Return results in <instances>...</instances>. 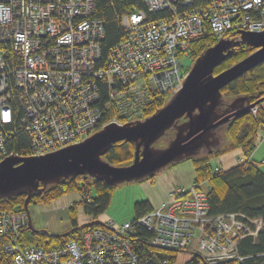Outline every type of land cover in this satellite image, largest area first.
<instances>
[{
	"label": "built area",
	"instance_id": "2783aa9c",
	"mask_svg": "<svg viewBox=\"0 0 264 264\" xmlns=\"http://www.w3.org/2000/svg\"><path fill=\"white\" fill-rule=\"evenodd\" d=\"M144 4L123 13L125 36L104 55L105 21L95 15L96 0H0V162L65 148L109 122L145 118L160 94L167 97L182 85V60L191 57L195 42L264 32V0ZM100 82L108 86L106 103ZM259 106L264 99L249 110L256 115ZM18 130L27 135V155L11 146ZM105 223L43 249L20 240L28 226L25 210L0 209V264L5 259L10 264H138L130 241L136 225L148 229L154 247L192 249L197 264L241 263L245 257L238 243L263 226L261 219L242 213L211 214L200 184L174 187L139 218L117 223L111 217Z\"/></svg>",
	"mask_w": 264,
	"mask_h": 264
},
{
	"label": "water",
	"instance_id": "95a60500",
	"mask_svg": "<svg viewBox=\"0 0 264 264\" xmlns=\"http://www.w3.org/2000/svg\"><path fill=\"white\" fill-rule=\"evenodd\" d=\"M239 37H223L202 51L184 74L180 88L149 116L123 124L109 122L86 139L54 152L2 159L0 199L25 194L27 227L46 237H68L95 225L107 227L100 218L58 233L35 228L29 204L35 193L41 194L48 186L66 179L84 176L107 186H119L151 179L173 164L216 153L228 141L224 134L226 122L261 102L260 92L252 102L246 94L229 99L221 91L264 62V32L243 31ZM243 43L254 50L222 72L214 73V68ZM119 141L134 144L135 154L129 165L118 166L103 157Z\"/></svg>",
	"mask_w": 264,
	"mask_h": 264
},
{
	"label": "trees",
	"instance_id": "16d2710c",
	"mask_svg": "<svg viewBox=\"0 0 264 264\" xmlns=\"http://www.w3.org/2000/svg\"><path fill=\"white\" fill-rule=\"evenodd\" d=\"M144 0H96L95 15L105 21V37L102 41V54L107 55L111 48L114 47L125 36V31L121 29L120 18L123 13L134 12L137 8H144ZM217 40L212 37L201 39L194 43L192 47V60L200 55L206 48L211 47ZM254 50L246 44H240L235 47L232 54L226 61L214 68V73H220L223 69L240 61L244 56ZM193 61V62H194ZM190 67H185V73ZM102 103L108 100V86L106 83L100 82ZM227 98L235 97V95H248L256 101L254 97L260 92L259 99H264V62L255 66L254 69L248 71L243 76L238 77L233 83L226 85L221 90ZM167 97L160 94L154 102L150 103L149 108L145 111L144 116L155 112L164 104ZM109 113L104 116L106 122ZM264 123V106H259L257 114L248 110L245 113L236 115L233 119L226 122V131L228 141H226L221 149L210 156H201L194 158L193 168L195 169L194 183H208L206 191L210 202L211 214L218 215L221 213L236 212L242 213L248 217H256L263 221L261 230L255 237H246L238 243V252L245 258L241 263L233 261L224 264H264V172L257 164L251 161V153L258 145L261 139L260 131ZM171 133L168 134V136ZM27 135L22 130H18L16 137L11 141V146L19 153L27 155ZM164 143V141H163ZM240 151V157L244 163H236L230 168L221 169L214 168L210 162L211 156L226 153L228 151ZM135 149L132 142L119 141L108 149L103 156L106 161L115 165H129L134 158ZM152 179V178H151ZM41 186V185H40ZM116 186L105 185L100 181H95L84 176H77L75 179H66V181L48 186L41 194L35 193L31 202L50 203L52 200L60 197V195L71 190H79L84 195L81 204L84 211L92 217V219H103V214L110 206L113 197V191ZM90 194L89 202L86 196ZM24 195H16L10 198L0 199V209L24 210ZM154 208L148 200L135 202L134 211L137 218L143 216L146 212ZM71 225L76 226L77 216L75 207L72 208ZM95 227H99L96 226ZM80 232V230H79ZM79 232L70 234L68 237H52L35 234L26 227L21 236V242L25 245L38 246L43 249L58 247L70 240L77 239ZM151 234L146 227L136 225L133 236L130 238L131 244L136 250L139 257L138 264H157L163 259H168L170 263L177 260V252L179 250L164 249L150 244ZM198 257L195 255L186 264H197ZM2 264H10L6 259Z\"/></svg>",
	"mask_w": 264,
	"mask_h": 264
},
{
	"label": "rangeland",
	"instance_id": "374dc122",
	"mask_svg": "<svg viewBox=\"0 0 264 264\" xmlns=\"http://www.w3.org/2000/svg\"><path fill=\"white\" fill-rule=\"evenodd\" d=\"M182 61L185 63V67H190L194 60L190 57ZM170 95L167 97L169 98ZM259 133L260 137L264 138V132L260 131ZM238 156H241L240 151H228L223 154L211 156L210 162L215 169H227L237 163ZM259 165L264 171V165L260 163ZM194 170L192 160H184V162L165 168L162 172L152 177V179L116 186L113 191L110 206L101 214V217L106 219L108 213L112 212L120 220H125V218L126 220H133L136 216L134 211L135 202L148 200L152 205L158 206L167 198L166 193L168 187L174 186V184H181L183 186H188V184L189 186L192 185L195 180ZM200 185L202 189L206 190L208 183L206 181ZM83 198L84 195L79 190H71L60 195V197L52 200L50 203L31 202L29 204L30 215L35 228L48 229L54 233L62 232L65 227L70 226L72 223L70 215L73 207H75L79 223L89 221L92 217L84 211V206L81 204ZM177 255L175 264H186L195 256L190 248L179 250Z\"/></svg>",
	"mask_w": 264,
	"mask_h": 264
},
{
	"label": "crops",
	"instance_id": "0c3cea01",
	"mask_svg": "<svg viewBox=\"0 0 264 264\" xmlns=\"http://www.w3.org/2000/svg\"><path fill=\"white\" fill-rule=\"evenodd\" d=\"M252 155H251V161L253 162V163H255V164H257L258 165V167L263 171V169L261 168V166L259 165V163L260 164H262V165H264L263 163H262V161L264 160V138H262L261 140H260V142H258V145H257V147L255 148V150L251 153ZM239 158V156L237 157V159ZM260 158V160H258ZM236 164V163H235ZM234 164V165H235ZM264 172V171H263ZM179 185H181V184H179ZM176 186H178V184H174V186H170V187H168L167 188V193H166V195L168 196V194H169V192H170V190L171 189H173L174 187H176ZM183 186V185H182ZM188 186H189V184H188ZM108 212V211H107ZM113 218L117 223H122V221H127L126 220V218H125V220H120V219H118L117 217H116V215H114L112 212L111 213H108V216H107V218L106 219H103L105 222L108 220V219H110V218ZM77 223L79 224V221H78V218H77ZM83 223V222H82ZM71 224H70V226H68V227H65V229L62 231V232H64V231H67L69 228H71Z\"/></svg>",
	"mask_w": 264,
	"mask_h": 264
},
{
	"label": "flooded vegetation",
	"instance_id": "af4514ba",
	"mask_svg": "<svg viewBox=\"0 0 264 264\" xmlns=\"http://www.w3.org/2000/svg\"><path fill=\"white\" fill-rule=\"evenodd\" d=\"M182 72H184V73H185V71H182ZM146 116H148V115H146Z\"/></svg>",
	"mask_w": 264,
	"mask_h": 264
}]
</instances>
